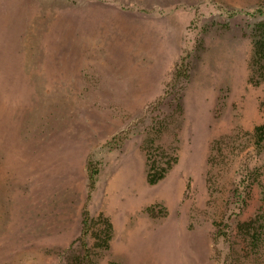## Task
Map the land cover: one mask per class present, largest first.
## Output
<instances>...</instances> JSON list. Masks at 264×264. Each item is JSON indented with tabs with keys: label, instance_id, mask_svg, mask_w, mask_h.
Masks as SVG:
<instances>
[{
	"label": "rangeland",
	"instance_id": "rangeland-1",
	"mask_svg": "<svg viewBox=\"0 0 264 264\" xmlns=\"http://www.w3.org/2000/svg\"><path fill=\"white\" fill-rule=\"evenodd\" d=\"M46 1L47 35L86 44L68 68H1L36 67L31 53L0 61V264H222L220 225L236 236L264 209V0ZM11 18L28 24L26 11ZM149 153L173 164L155 185Z\"/></svg>",
	"mask_w": 264,
	"mask_h": 264
},
{
	"label": "crops",
	"instance_id": "crops-1",
	"mask_svg": "<svg viewBox=\"0 0 264 264\" xmlns=\"http://www.w3.org/2000/svg\"><path fill=\"white\" fill-rule=\"evenodd\" d=\"M46 2V3H45ZM54 2V1H53ZM51 1L46 0H0V61L8 63L13 59L14 55H27V54H37L38 64L35 66H4L1 68H21V69H40V68H52V69H61L68 68L67 65H61L63 60H67V54L72 53V49L76 48L78 45L77 40H79L80 45H85V41H82L81 37H76L72 35V32L69 30L58 31L55 26L53 27L51 34L47 35L49 32H45L43 27L40 26L36 10L38 9H50L53 10L55 3L49 4ZM47 4L50 6L48 7ZM21 6V8H20ZM12 10L13 16L16 12L19 16L20 12L26 11L28 15V24L27 20H12ZM83 15V20L81 17ZM73 20L86 22L88 21L87 14H78L74 16ZM42 28V29H41ZM28 31L29 34H25V31ZM51 30V29H50ZM70 33L71 35H69ZM48 36V37H47ZM45 37V39H44ZM46 37L48 39H46ZM27 38V39H25ZM33 38V45H31L29 39ZM22 41H21V40ZM20 40V41H18ZM27 40V41H26ZM40 44H47V47L44 51L41 50ZM34 49L25 50L30 48ZM62 49H66L63 51ZM76 53V49L74 51ZM62 55H64L62 57ZM23 59V58H22ZM25 59V58H24ZM47 59V60H46ZM69 59V58H68ZM54 63V65H52ZM48 63V65H44Z\"/></svg>",
	"mask_w": 264,
	"mask_h": 264
},
{
	"label": "trees",
	"instance_id": "trees-1",
	"mask_svg": "<svg viewBox=\"0 0 264 264\" xmlns=\"http://www.w3.org/2000/svg\"><path fill=\"white\" fill-rule=\"evenodd\" d=\"M259 28L262 31L264 30V22L257 27L258 30ZM262 31H260V35H258L259 37L255 41L254 62L258 66V72L264 77V33ZM186 66V58L183 57L176 70L175 79L181 78L186 73ZM255 136L259 149L264 150V123L256 127ZM113 140H120L119 136L114 137ZM160 160L161 159L153 158L151 153L148 154V181L152 185L159 183L173 166L170 161L167 164H161ZM87 174L91 196L96 187V180L99 174V167L95 162L89 161L87 165ZM247 188L248 185L244 186L243 191L238 195V200L236 201V205L241 212H243L247 203ZM84 215V234H86V229L89 227L88 209H85ZM237 232L236 236H234L233 225L231 223H222L215 235V243H217L220 238H224L229 245V251L222 264H244L245 259H251L255 264H264V209H261L252 219L240 223ZM85 237L86 235H83L82 239L85 240ZM235 239H241L245 244L243 252L239 251L240 256L238 257H235V249L236 245L240 242L235 241Z\"/></svg>",
	"mask_w": 264,
	"mask_h": 264
}]
</instances>
